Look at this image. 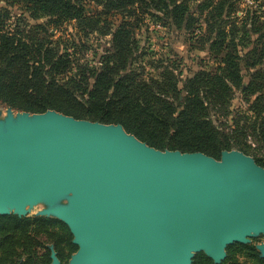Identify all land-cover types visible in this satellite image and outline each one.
<instances>
[{"label": "trees", "instance_id": "1", "mask_svg": "<svg viewBox=\"0 0 264 264\" xmlns=\"http://www.w3.org/2000/svg\"><path fill=\"white\" fill-rule=\"evenodd\" d=\"M247 1L264 2L92 0L100 9L89 13L83 0H5L0 6V103L19 112L53 110L75 120L121 125L159 151L199 152L215 160L223 151H238L264 168V23ZM10 8L19 11L13 22ZM147 20L185 32L207 49L212 68L183 76L174 64L162 62L154 66L156 75L147 72L135 40ZM107 36L108 47L97 61L88 59L94 37ZM237 96L246 109L234 103ZM48 223L0 217V233L10 235L0 243L16 236L27 238L31 247V225L39 233ZM20 243L8 246L2 264L16 246H25ZM227 252L220 264H239L233 257L237 252L264 264L250 245L232 244ZM192 264L213 262L200 253Z\"/></svg>", "mask_w": 264, "mask_h": 264}, {"label": "water", "instance_id": "2", "mask_svg": "<svg viewBox=\"0 0 264 264\" xmlns=\"http://www.w3.org/2000/svg\"><path fill=\"white\" fill-rule=\"evenodd\" d=\"M37 205L67 226V264H192L197 253L220 264L228 246L264 238V168L238 151H159L121 125L7 108L0 216ZM255 249L264 259V242Z\"/></svg>", "mask_w": 264, "mask_h": 264}, {"label": "rangeland", "instance_id": "3", "mask_svg": "<svg viewBox=\"0 0 264 264\" xmlns=\"http://www.w3.org/2000/svg\"><path fill=\"white\" fill-rule=\"evenodd\" d=\"M4 1L5 0H0V6H5ZM83 1L85 4L86 12L92 13L96 9L98 10L100 9L95 7L92 0H83ZM246 4L257 10L255 17L258 18V21L260 23H264V2L259 1L256 4H252L251 2L247 1ZM9 10L11 17L10 21L13 22L15 17L18 15L19 11L16 8H10ZM69 31H71V29H69ZM50 33L55 34L54 30H52ZM58 35L59 33L57 34V36ZM108 40H109V36L105 38H97V39L96 37H94V39L91 42L92 47H90V51L87 55V58L90 60L92 59L94 61H97V58H99V56L103 53L104 49L108 47L107 44ZM135 40L138 44L137 56L140 57L141 63L142 65H144L145 70L151 73L152 75H156L159 72V70L155 69L154 66L162 62L164 64H174V66L178 69V71H181L183 76H187L202 68H207V69L212 68L213 62L210 59V54L207 51V49H204L203 47H201V45L195 43L183 31L167 30V29H163L162 27L161 28L156 27L147 20L143 24V26L136 31ZM246 52L247 51L244 50L242 54H245ZM239 102L242 104L244 109L247 108L246 102L240 101V96H237L234 103L239 104ZM7 108L10 107H6L5 105L0 103V118H3L5 116V112ZM10 109L13 111L14 114L19 112V111H15L12 108ZM251 143L253 144L252 146H255V143L253 142ZM41 209H43V206L37 205L33 207L31 212H29L26 216L20 217V219L21 218H26L28 220H32L34 218L48 219L50 220V224L48 223L45 225L47 231L44 232L43 230L37 233V231L34 230L36 224L31 225L30 231L27 234L32 243L31 247H29V244L25 243V239L27 238L24 239L23 237H21V239L18 241L16 236L14 239H10L3 244L0 243V264H2L3 262L2 258L6 257V249L8 248L9 245L13 244L15 240H17V242H21L20 244H23L25 246H21L23 249L19 246H16L13 249L12 253L10 251L9 254L11 253V255L7 264H50V257H49L50 247L53 249V251L56 253V256L59 258L60 260L59 264L68 263L71 255H73L77 250V247L73 245L71 242L72 236L67 226L62 222H60L59 220L52 217L37 216L36 213ZM7 216H14V215L10 214ZM0 217H5V216H0ZM60 224H63L67 228L68 233L71 236L70 238L68 237L67 232L62 228ZM16 234H19V232L17 231ZM4 237H10V235L5 233H0V240L3 239ZM68 240L71 245L67 244ZM263 242H264V238L262 236H258L255 238H250L248 244L245 245L239 244V245L241 246L250 245L253 246L255 249L256 245H259ZM234 244H238V243H234ZM25 248H27V250ZM255 251L258 253L256 249ZM225 253L227 257L228 255L227 249ZM197 254H195L194 257ZM226 257L224 258V260L226 259ZM233 257L237 260L239 264H259L254 259L248 257L244 252L234 253Z\"/></svg>", "mask_w": 264, "mask_h": 264}, {"label": "flooded vegetation", "instance_id": "4", "mask_svg": "<svg viewBox=\"0 0 264 264\" xmlns=\"http://www.w3.org/2000/svg\"><path fill=\"white\" fill-rule=\"evenodd\" d=\"M58 258V257H57ZM58 260H59V258H58ZM59 263H60V260H59Z\"/></svg>", "mask_w": 264, "mask_h": 264}]
</instances>
